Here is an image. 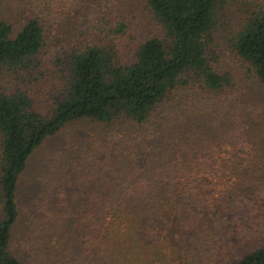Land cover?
I'll list each match as a JSON object with an SVG mask.
<instances>
[{"label":"trees","instance_id":"1","mask_svg":"<svg viewBox=\"0 0 264 264\" xmlns=\"http://www.w3.org/2000/svg\"><path fill=\"white\" fill-rule=\"evenodd\" d=\"M136 2L160 30L126 42ZM221 31L264 87V0H0V264H219L264 235V115L214 66ZM82 119L109 128L65 135L19 211L31 153Z\"/></svg>","mask_w":264,"mask_h":264},{"label":"rangeland","instance_id":"2","mask_svg":"<svg viewBox=\"0 0 264 264\" xmlns=\"http://www.w3.org/2000/svg\"><path fill=\"white\" fill-rule=\"evenodd\" d=\"M126 21H128V27L124 33L118 35L119 39H125L126 42L132 38L141 37L147 34L158 32L159 27L151 20L146 10L143 8L142 2L131 5V12L127 15ZM131 22V24H130ZM130 24V25H129ZM227 33L221 31L215 36L214 45V66L223 73H226L230 86L237 92L239 99L247 104H254L260 107L262 114L264 115V87L257 80L253 71L248 64L243 61L229 46L227 41ZM63 40H56V38H48L44 49L42 50L39 60L43 66H48L52 63V60L57 52L60 44ZM47 75L45 76V78ZM60 84L58 79L53 80L51 87V94H54L57 85ZM55 84V86H54ZM55 89H54V87ZM56 93V92H55ZM109 127L103 124L90 122L89 120H76L65 125L55 134L48 136L29 156L23 171L20 173L17 180L16 189V203L19 211H22L23 206L27 205L36 194L37 182L39 173L44 167L45 159L48 151L51 148L58 147L63 143L65 135L69 139L80 140L87 129L105 130ZM254 201H257L255 194L252 195ZM259 203V201H258ZM264 206V200L261 199V203ZM226 213L230 212V209L225 210ZM231 214V213H229ZM24 227L21 219L15 224L12 233H17ZM14 237V235H13ZM17 237H15L16 240ZM233 242L229 245L227 250L226 260L221 261L219 264H233L237 257L245 251L253 249L257 246L264 245V235H234Z\"/></svg>","mask_w":264,"mask_h":264}]
</instances>
